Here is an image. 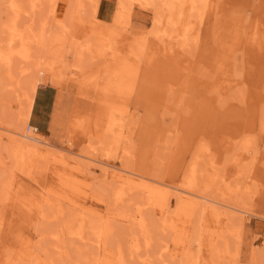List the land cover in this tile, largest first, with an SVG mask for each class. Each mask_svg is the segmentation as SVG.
Instances as JSON below:
<instances>
[{"label": "rangeland", "instance_id": "1", "mask_svg": "<svg viewBox=\"0 0 264 264\" xmlns=\"http://www.w3.org/2000/svg\"><path fill=\"white\" fill-rule=\"evenodd\" d=\"M1 50L0 264H264V0H0Z\"/></svg>", "mask_w": 264, "mask_h": 264}, {"label": "bare ground", "instance_id": "2", "mask_svg": "<svg viewBox=\"0 0 264 264\" xmlns=\"http://www.w3.org/2000/svg\"><path fill=\"white\" fill-rule=\"evenodd\" d=\"M97 1V0H96ZM99 1V0H98ZM31 2H32V4L33 5H36V3L37 2H39V0H31ZM97 3V2H96ZM23 6L21 5V3L18 5V10H21V8H22ZM24 8V7H23ZM97 9H99V5H98V7H97ZM96 9V10H97ZM17 11V10H16ZM24 11V10H23ZM98 11V10H97ZM20 13V12H19ZM97 17V16H96ZM45 25V24H44ZM188 26V25H187ZM42 27H43V25H42ZM49 27V26H48ZM18 28V27H17ZM188 28V27H187ZM11 29H13V28H11ZM40 30V29H39ZM15 31V30H14ZM25 32H26V34H28V31L25 29L24 31H18V32H16V33H13V35H12V38L9 40V43L8 42H6L8 45H7V48H5L3 51V53L6 55V58H7V61H9V63L11 62V60H13L15 57H18V58H21V59H23V60H25V59H29L30 58V42H29V39L27 38V36H25ZM43 32V31H42ZM44 33V32H43ZM46 35H47V33H45ZM34 36V35H33ZM181 36L184 38L185 36H186V33H185V28H184V32L181 34ZM10 37H11V35H10ZM19 41H20V43H19ZM16 43H19V47L18 48H14V45L16 44ZM100 45H103V43H99ZM35 45V44H34ZM32 47V46H31ZM6 50V51H5ZM1 54H3L2 53V50H1V52H0ZM5 58V59H6ZM3 60H4V58H3ZM5 61V60H4ZM3 61V62H4ZM23 71H25V70H23ZM24 73V72H23ZM10 75H13V72H11V73H9ZM33 86V85H32ZM31 92H32V94L33 93H35L36 92V86L34 85L33 87H32V89H31ZM29 96V95H28ZM30 104V103H29ZM29 106V105H28ZM31 108V107H30ZM31 115V110H28V111H26V114L23 116V117H21V118H19V120H16V122H17V125H15V127H16V129L17 130H23V127L25 126V124L28 122V120L30 119V116ZM19 116H20V114H19ZM22 116V115H21ZM15 122V123H16ZM31 128V127H30ZM32 128H33V130L35 131V132H38V127L37 126H33L32 125ZM30 138V137H29ZM31 139H33V140H36V141H38L37 139H36V137H31ZM17 142H18V145L20 144V142L17 140V139H15ZM44 140V141H43ZM42 141H43V144L44 145H50V142H48V140L47 139H43ZM42 143V142H41ZM39 147H38V144L36 145V144H34V147H32V146H28V151H36V149H38ZM117 198L118 199H124V193L122 192V193H119L118 195H117ZM206 213V212H205ZM205 213H203L202 215H205ZM229 214V213H228ZM201 220H202V216H201ZM202 224V223H201ZM82 228H78L74 233H79L80 235L82 234ZM218 234V233H217ZM83 235V234H82ZM222 236H220V238H221ZM219 238V239H220ZM223 238V237H222ZM219 245V244H218ZM120 252H121V250H120ZM121 255L123 256V254L121 253ZM217 257V256H216ZM218 258V257H217ZM146 259V258H145Z\"/></svg>", "mask_w": 264, "mask_h": 264}, {"label": "crops", "instance_id": "3", "mask_svg": "<svg viewBox=\"0 0 264 264\" xmlns=\"http://www.w3.org/2000/svg\"><path fill=\"white\" fill-rule=\"evenodd\" d=\"M97 14H98V15H101V18H103V19H105V20H108V19L111 17L112 12H111V14H110L109 16L102 15L101 10H100V7H99V9H98V13H97ZM45 89H46V88H45ZM46 90H47V89H46ZM56 93H57L56 91L53 92V97H52V98L56 97ZM47 95H48V92L42 93V96L40 97V99H43V101H45ZM37 96H38V90L36 91L35 100H36ZM35 100H34V103H35ZM49 100H50V99H49ZM51 101H53V100L51 99ZM47 104H48V103H47Z\"/></svg>", "mask_w": 264, "mask_h": 264}]
</instances>
